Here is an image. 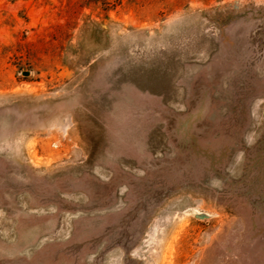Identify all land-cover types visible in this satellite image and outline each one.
<instances>
[{
	"label": "rangeland",
	"instance_id": "obj_1",
	"mask_svg": "<svg viewBox=\"0 0 264 264\" xmlns=\"http://www.w3.org/2000/svg\"><path fill=\"white\" fill-rule=\"evenodd\" d=\"M0 264H264V0H0Z\"/></svg>",
	"mask_w": 264,
	"mask_h": 264
}]
</instances>
